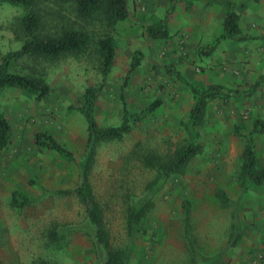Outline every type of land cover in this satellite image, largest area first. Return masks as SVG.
Here are the masks:
<instances>
[{"label": "rangeland", "instance_id": "rangeland-1", "mask_svg": "<svg viewBox=\"0 0 264 264\" xmlns=\"http://www.w3.org/2000/svg\"><path fill=\"white\" fill-rule=\"evenodd\" d=\"M129 9V18L108 30L116 55L96 102V120L101 127L120 125L123 96L133 112L157 99L162 104L122 140L102 142L97 149L89 179L113 245L132 251L130 264H201L206 259L217 260L214 264H264V184H253L241 174L246 139L237 130L245 133L257 120L264 122V41L227 38L211 55L201 53L221 34L228 9L239 14L244 32L263 35L264 0H129ZM171 10L170 36H149L147 27ZM25 11L0 0V63L23 45L14 28ZM10 33L13 41L8 40ZM137 50L141 64L126 81ZM169 66L199 89L220 83L239 92L229 100L213 99L203 122L187 128L196 98L187 83L168 72ZM10 70L43 76L54 91L38 100L19 87L0 90V108L12 125L10 147L0 151V261L103 264L104 251L92 237L86 206L75 194L57 193L83 182L79 162L86 155L89 131L79 107L85 90L102 83L103 75L90 60L51 63L28 55L13 60ZM256 82L260 84L252 91ZM41 131L65 144L76 160L39 146L36 136ZM185 141L201 142L203 152L183 174L164 184L154 186L156 171L130 155L136 147L164 153L169 143ZM253 144L257 165L264 168V131L253 135ZM220 189L230 200L217 197ZM15 192L32 203L15 207ZM151 196L155 205L144 220L147 234L131 238L127 207ZM184 201L191 207V236ZM55 224L65 228L69 243L56 252L46 245ZM232 235L237 243L229 246Z\"/></svg>", "mask_w": 264, "mask_h": 264}, {"label": "trees", "instance_id": "trees-1", "mask_svg": "<svg viewBox=\"0 0 264 264\" xmlns=\"http://www.w3.org/2000/svg\"><path fill=\"white\" fill-rule=\"evenodd\" d=\"M25 8V13L18 23V28H14V33L19 40H22L21 49L6 54L0 63V90L8 87H19L33 94L40 100L51 94L54 89L43 76L21 74L10 70L13 60L24 55L34 58H42L51 63L60 62L67 58L77 60H90L94 66L102 73L103 81L99 85L89 86L84 93V100L79 110L83 113L88 123V146L85 158L79 162L83 182L74 190H59L57 193L75 194L86 206L90 223L94 226L92 237L95 244L104 251L103 264H130L132 251L129 248L121 249L113 245L111 234L104 221V213L97 202L90 183V172L95 161L97 149L102 142L122 140L133 130V126L141 122L144 118L154 112L162 101L157 99L146 108L133 112L123 96L124 105L123 122L117 126L101 127L95 116L96 102L104 87V82L109 76L116 55V43L113 36L108 32L116 27L119 22L125 21L130 16L129 0H1ZM167 12L164 19L153 23L147 27L149 36L157 39H165L170 36L169 20L172 15ZM101 30H105L101 33ZM227 38L236 41H247L262 39L264 35L257 36L246 33L239 25V14L228 9L224 15L223 29L221 34L212 44L203 48L205 55L211 54L219 43ZM141 64V51H135L131 62L130 70L126 81ZM170 74L190 85L195 95L196 101L191 109V122L187 128L200 125L206 115L208 104L215 98L231 99L239 91L232 90L222 84H211L202 89L197 88L187 81L183 75L170 67ZM260 83L252 85V91L258 88ZM239 133L246 139L243 150V163L241 174L253 184H264V168L257 165V153L253 144V135L264 131V122L257 120L253 129L245 133ZM12 142V125L0 108V151L8 149ZM36 142L41 147H46L57 153L67 156L70 160H76L74 153L63 143L58 141L52 134L41 131L36 136ZM140 145V144H139ZM204 146L201 142L185 141L172 145L169 143L166 152L162 153L153 149L139 150L137 147L130 153L137 157L147 168L155 170L156 179L152 182L164 184L172 176L183 174L191 162L198 154L202 153ZM55 192V191H52ZM15 192L13 205L23 207L32 203L29 198L20 200ZM220 200H230L224 190L217 191ZM155 203L152 196L143 201L133 202L127 207L126 221L130 237L138 238L147 234L144 220L153 209ZM183 206L186 213V229L191 236L189 201H184ZM64 229V230H63ZM63 230V231H61ZM67 231L55 224L46 235L47 249L60 251L68 247L66 241ZM235 235L230 238L229 246L236 245ZM217 260L206 259L201 264H214ZM0 264L3 262L0 261ZM35 264H51L49 260L40 259Z\"/></svg>", "mask_w": 264, "mask_h": 264}, {"label": "crops", "instance_id": "crops-1", "mask_svg": "<svg viewBox=\"0 0 264 264\" xmlns=\"http://www.w3.org/2000/svg\"><path fill=\"white\" fill-rule=\"evenodd\" d=\"M219 3H221V2H226V3H228V2H230V0H217ZM226 13V12H225ZM225 13H224V15H225ZM212 18H214V17H212ZM223 21H224V19H223ZM222 26H223V22H222ZM223 29V28H222ZM146 31H147V29H146ZM248 33V32H247ZM11 34V33H10ZM12 35V34H11ZM11 35H10V38L8 39L9 41H13L14 40V37H13V35H12V37H11ZM264 35V34H263ZM2 36V35H1ZM0 36V37H1ZM257 36H261V35H257ZM231 39V38H230ZM247 41H251V40H247ZM241 42H244V41H241ZM221 44V43H220ZM5 45H6V43H5ZM216 50V49H215ZM214 50V51H215ZM214 51L212 52V53H214ZM201 53H203V49H202V51H201ZM211 53V54H212ZM211 54H209V55H211ZM170 67H172V68H174V66H169V68ZM175 69V68H174ZM176 71H179L181 74H182V72L180 71V70H177V69H175ZM169 72V71H168ZM170 73V72H169ZM183 75V74H182ZM184 77V76H183ZM185 78V77H184ZM186 79V78H185ZM180 80V79H179ZM187 80V79H186ZM181 81H183V80H181ZM188 81V80H187ZM183 82H185V81H183ZM186 83V82H185ZM192 84V83H191ZM213 84H220V83H213ZM189 85V84H188ZM211 85V84H210ZM190 86V85H189ZM225 86V85H224ZM191 88V87H190Z\"/></svg>", "mask_w": 264, "mask_h": 264}]
</instances>
